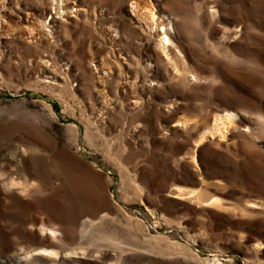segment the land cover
Wrapping results in <instances>:
<instances>
[{"label":"rangeland","instance_id":"374dc122","mask_svg":"<svg viewBox=\"0 0 264 264\" xmlns=\"http://www.w3.org/2000/svg\"><path fill=\"white\" fill-rule=\"evenodd\" d=\"M70 1L0 0V264H264V0Z\"/></svg>","mask_w":264,"mask_h":264},{"label":"bare ground","instance_id":"6f19581e","mask_svg":"<svg viewBox=\"0 0 264 264\" xmlns=\"http://www.w3.org/2000/svg\"><path fill=\"white\" fill-rule=\"evenodd\" d=\"M152 15V21H155V18H156V15L153 13V14H151ZM164 35L165 36H163L162 37V42H163V44H164V46H165V48H167V46H168V44L170 43V39H169V37H168V35L166 34V30H165V28H164ZM31 34V33H30ZM227 118V117H226ZM222 119V118H221ZM228 120H230L229 118H227V120L226 121H228ZM230 123V122H229Z\"/></svg>","mask_w":264,"mask_h":264},{"label":"built area","instance_id":"2783aa9c","mask_svg":"<svg viewBox=\"0 0 264 264\" xmlns=\"http://www.w3.org/2000/svg\"><path fill=\"white\" fill-rule=\"evenodd\" d=\"M55 1H56V3L59 4V6H62L63 4H68V3L71 2L70 0H55ZM72 9H73V10H72ZM72 9H71L72 11H77V8H72ZM71 10H70V11H71ZM70 11H69V15H70V16H73V13H71Z\"/></svg>","mask_w":264,"mask_h":264}]
</instances>
